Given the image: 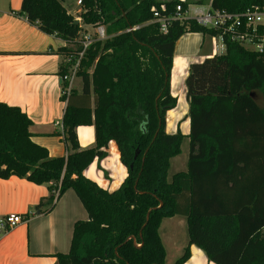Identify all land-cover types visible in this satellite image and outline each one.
<instances>
[{"label":"trees","instance_id":"16d2710c","mask_svg":"<svg viewBox=\"0 0 264 264\" xmlns=\"http://www.w3.org/2000/svg\"><path fill=\"white\" fill-rule=\"evenodd\" d=\"M64 1L23 0L20 14L64 39V55L78 49L82 25H104L109 35L95 41L82 60V91L64 93V80L68 155L52 157L32 139L28 115L0 102V177L49 184L50 200L74 190L88 212V219L74 225L69 252L56 255L58 264H166L159 229L176 215L187 217L190 239L173 264L189 260L192 244L217 264H264V238L253 245L264 229V53L225 36L223 54L192 63L186 78L190 132L168 133L167 112L178 105L171 92L176 44L188 32L217 31L192 19L173 20L161 31L153 9L173 14L177 0H82V24ZM263 2L212 5L244 12ZM67 72L65 65L62 76ZM84 125L95 126V147L81 148L77 128ZM186 138L188 168L169 179L171 159L181 154ZM111 141L128 169L117 190L85 175L108 155ZM42 205L43 200L37 208Z\"/></svg>","mask_w":264,"mask_h":264},{"label":"crops","instance_id":"0c3cea01","mask_svg":"<svg viewBox=\"0 0 264 264\" xmlns=\"http://www.w3.org/2000/svg\"><path fill=\"white\" fill-rule=\"evenodd\" d=\"M199 1L204 0L191 3L206 7L212 3V0ZM22 4L23 0H0V102L20 107L28 115L33 122L32 139L46 147L52 157L67 156L64 128L57 124L63 122L67 106L62 100V71L66 57L60 53L67 43L56 35L43 32L20 14ZM63 4L68 10L65 1ZM77 5L80 8L76 13L68 12L82 24L84 7L78 4V0ZM82 26L83 32H96L92 25ZM208 37L188 32L176 44L171 92L178 98V105L167 112L168 133L180 130L188 135L190 132L186 78L191 64L224 53H216L213 39L208 41ZM82 87V77L77 76L72 88L81 92ZM176 111L181 114L171 117ZM77 134L82 149L96 146L94 125L79 126ZM107 151L108 155L96 159L85 175L105 189L117 190L128 176V169L121 160L116 141L109 143ZM50 194L49 184H36L18 176L0 177V217L18 213L27 219L14 229L0 233V264H58L56 255L69 252L74 225L78 220L88 219V212L74 190H68L54 200L49 199ZM42 200L43 205L38 209ZM181 230L187 234L182 239L179 238ZM159 232L166 254L172 250L173 257H181L190 239L187 217L165 218ZM260 233L253 245L264 238V229ZM190 253L185 264H217L209 260L206 252L196 244L190 245Z\"/></svg>","mask_w":264,"mask_h":264},{"label":"built area","instance_id":"2783aa9c","mask_svg":"<svg viewBox=\"0 0 264 264\" xmlns=\"http://www.w3.org/2000/svg\"><path fill=\"white\" fill-rule=\"evenodd\" d=\"M176 9L173 14L162 15L158 9H153L154 20L160 23L161 31L167 32L171 21L194 20L199 25L217 31V34L211 35L214 42V51L216 53L226 51L225 36H229L233 41L240 43L248 49L264 53V2L244 12H229L225 9H216L212 3L209 6H202L191 3L189 0H177ZM78 4L83 6V1L78 0ZM187 4V7L185 5ZM166 10V6L162 7ZM96 32H82L78 42L79 46L75 52L66 57L68 72L63 79L69 83L66 88L67 94L71 92L73 82L78 76L89 47L97 40H106L107 34L104 25L93 26ZM139 26L129 28L127 31H134ZM223 54V53H222ZM57 124H64L58 121ZM27 221L21 214L13 213L0 217V233L14 229L21 223Z\"/></svg>","mask_w":264,"mask_h":264},{"label":"rangeland","instance_id":"374dc122","mask_svg":"<svg viewBox=\"0 0 264 264\" xmlns=\"http://www.w3.org/2000/svg\"><path fill=\"white\" fill-rule=\"evenodd\" d=\"M190 2H195L197 0H189ZM205 2H208L209 0H204ZM65 5L67 6L68 10H70L72 13H76V11L80 8L77 5V0H65ZM81 6V5H80ZM209 36V37H208ZM207 40L212 41L211 36L207 35ZM181 113L176 111L173 114H171V117L179 116ZM189 155H190V139L186 138L182 144V152L178 156L174 157L171 160L170 164V169H169V174L168 178L171 179L172 176L179 171H186L188 168V160H189ZM180 232V231H179ZM187 235V234H186ZM184 231L181 230V234L179 235V238L182 239L184 236ZM172 250H169V254L166 257V264H173L180 255L177 257H173L171 254Z\"/></svg>","mask_w":264,"mask_h":264},{"label":"water","instance_id":"95a60500","mask_svg":"<svg viewBox=\"0 0 264 264\" xmlns=\"http://www.w3.org/2000/svg\"><path fill=\"white\" fill-rule=\"evenodd\" d=\"M75 23L78 24V23H79V20H76ZM143 161H145V157H144ZM136 188H137V184H136ZM161 206H162V204H161ZM161 206H160V207H161ZM152 210H153V209H151V210L149 211V213H148L147 221H148L149 215H150V213H151Z\"/></svg>","mask_w":264,"mask_h":264}]
</instances>
